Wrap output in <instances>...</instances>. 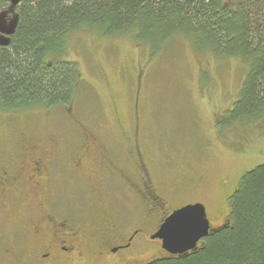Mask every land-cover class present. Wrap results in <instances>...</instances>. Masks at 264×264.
<instances>
[{
	"label": "rangeland",
	"instance_id": "374dc122",
	"mask_svg": "<svg viewBox=\"0 0 264 264\" xmlns=\"http://www.w3.org/2000/svg\"><path fill=\"white\" fill-rule=\"evenodd\" d=\"M168 48L151 57L130 35L75 31L66 36L63 54L81 79L72 102L0 114L3 158L20 151L14 162L29 166L45 151L55 168L49 198L40 187L37 200L28 203L37 216L48 209L61 216L68 211L89 231L79 241L94 250L117 229L126 238L139 228L153 233L159 214L186 204L204 205L210 226H220L241 175L264 164V113L256 124L220 127L244 79L239 60L196 53L186 41ZM83 142L89 148L79 153L86 161L77 177L72 159ZM138 156L154 191L149 189L162 199V213L150 209ZM100 166L99 176L94 167ZM16 228L13 211L0 206V253ZM31 247L26 242L25 253ZM164 253L159 242L139 234L124 255L129 264H145ZM104 260L71 253L49 264H112Z\"/></svg>",
	"mask_w": 264,
	"mask_h": 264
},
{
	"label": "trees",
	"instance_id": "16d2710c",
	"mask_svg": "<svg viewBox=\"0 0 264 264\" xmlns=\"http://www.w3.org/2000/svg\"><path fill=\"white\" fill-rule=\"evenodd\" d=\"M18 13L9 44L0 46V114L69 105L81 79L63 59L65 38L86 30L130 35L151 57L186 41L196 53L237 59L244 79L220 127L263 117L264 0H22ZM228 205L226 223L194 250L145 264H264V164L241 175Z\"/></svg>",
	"mask_w": 264,
	"mask_h": 264
},
{
	"label": "flooded vegetation",
	"instance_id": "af4514ba",
	"mask_svg": "<svg viewBox=\"0 0 264 264\" xmlns=\"http://www.w3.org/2000/svg\"><path fill=\"white\" fill-rule=\"evenodd\" d=\"M21 2L22 0H0V46L8 45L10 38L14 34L18 23V12ZM11 30H13L12 34H5ZM3 42H7V44L3 45ZM12 145L16 147L15 144ZM88 148V143H81L78 156L72 159L71 169H78L77 177L80 176L79 170L86 161V158L83 157L84 155H79V153L85 154ZM16 149L19 148L17 147ZM18 155L17 151L14 154V151L11 150L3 160L1 159L0 164V206L7 209V211H13L17 225L13 240H8L4 251L0 253V264H49L58 262L61 258L66 259V256L71 253H76L79 257L84 255L88 260L105 259L107 261L111 259L112 264H129L131 261L124 254H127L131 249L135 237L143 234V238L146 235L150 238L157 231L162 221L174 211L172 210L168 214L164 213L165 215L159 214L153 233L147 234L144 228H139L126 238L117 229L114 230L112 233L114 235L111 238L108 237L102 242L101 250H97V248L94 250L85 244H81L79 239L86 238L89 231L79 228L75 218L71 216L72 214L67 213L68 211H65L66 215L61 216L48 209L43 215L37 216L36 211L28 203L30 199L37 200L34 198V191L40 187L43 188L41 193L45 197L49 198L50 196L51 190L49 188L51 182L55 179V168L46 152L43 151L40 156L38 155L36 158L31 159L29 166L16 165L14 159ZM140 156H138V163L144 172L142 185L145 194L150 199V209L154 212L160 210L162 213V199L149 189L151 188L154 191L152 181ZM24 170H27V172ZM94 170L98 173L96 175L100 176L99 172H101L102 166L100 168L94 167ZM22 175L23 177L25 176V180ZM97 181L102 184L104 178H98ZM52 200L53 198L51 197L50 201ZM28 241L32 242V247L25 253V245ZM151 241L159 242L161 247L160 241Z\"/></svg>",
	"mask_w": 264,
	"mask_h": 264
},
{
	"label": "water",
	"instance_id": "95a60500",
	"mask_svg": "<svg viewBox=\"0 0 264 264\" xmlns=\"http://www.w3.org/2000/svg\"><path fill=\"white\" fill-rule=\"evenodd\" d=\"M12 31L5 34H12ZM7 42H3V45ZM174 217L178 223H170ZM212 231L214 229L210 228L205 207L200 203H194L173 211L162 221L150 239L160 241L161 249L167 254L182 255L194 250Z\"/></svg>",
	"mask_w": 264,
	"mask_h": 264
},
{
	"label": "snow or ice",
	"instance_id": "6c2138e0",
	"mask_svg": "<svg viewBox=\"0 0 264 264\" xmlns=\"http://www.w3.org/2000/svg\"><path fill=\"white\" fill-rule=\"evenodd\" d=\"M179 216V214H177ZM170 223H178L176 217L173 218V221H170Z\"/></svg>",
	"mask_w": 264,
	"mask_h": 264
}]
</instances>
